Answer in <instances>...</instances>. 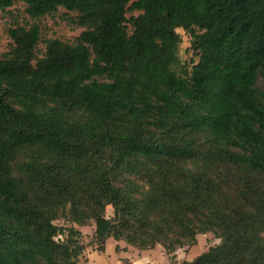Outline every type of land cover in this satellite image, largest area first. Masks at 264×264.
<instances>
[{
  "label": "trees",
  "instance_id": "trees-1",
  "mask_svg": "<svg viewBox=\"0 0 264 264\" xmlns=\"http://www.w3.org/2000/svg\"><path fill=\"white\" fill-rule=\"evenodd\" d=\"M17 2L32 20L76 13L84 31L70 45L8 30L0 264H79L75 226L107 207L101 251L113 239L171 255L212 233L220 244L182 264H264V0H0V12ZM180 29L198 61L178 75Z\"/></svg>",
  "mask_w": 264,
  "mask_h": 264
},
{
  "label": "rangeland",
  "instance_id": "rangeland-1",
  "mask_svg": "<svg viewBox=\"0 0 264 264\" xmlns=\"http://www.w3.org/2000/svg\"><path fill=\"white\" fill-rule=\"evenodd\" d=\"M26 7L17 2L12 8L6 12H0V59L4 54L8 53L12 46L13 41L8 36V30L17 26L29 28L32 25H38L41 29L42 41L57 39L67 44H75L84 29L77 25V14L68 12L64 9H60L57 13L50 16H46L39 20H32L26 14ZM131 15H138L136 13L128 14V18ZM131 33V27H129ZM178 34L182 37V44L178 54L179 64L174 67V71L180 75L183 66L190 69L192 63L197 62L198 59L191 50V39L183 31L178 30ZM43 42L38 46L37 55L42 57L44 52ZM113 218V209L107 207L105 217L98 222H90L84 227L75 226L83 234V243L85 245V251L79 260V264H131L128 256L136 261V264H182L184 261L192 262L200 255L207 252L211 247L220 244V240L212 233L205 235H199L197 237V244L188 247L178 249L174 254L168 255L167 252L161 247L156 246L153 249V253L144 254L138 252L139 250H130V255L127 248L131 247L124 241L116 243L111 241V245L115 244L109 251L108 257L102 256L105 253L101 251L102 245L100 243V237L105 232L110 221ZM55 225L59 227H71L72 225L65 219H60L55 222ZM115 241V240H114ZM117 242V241H116ZM110 245V246H111ZM109 249V248H106ZM142 251V250H141ZM108 252V250H107Z\"/></svg>",
  "mask_w": 264,
  "mask_h": 264
},
{
  "label": "crops",
  "instance_id": "crops-1",
  "mask_svg": "<svg viewBox=\"0 0 264 264\" xmlns=\"http://www.w3.org/2000/svg\"><path fill=\"white\" fill-rule=\"evenodd\" d=\"M111 241H113V242H115V244L116 243H119V242H116V241H114L113 239H109V240H107V242H106V245H105V253L104 254H102V256H106V257H108V255H109V251H110V249L115 245V244H112L111 245ZM111 242V243H110ZM111 245V246H110ZM106 248H109V249H106ZM124 248H127V250H129V254L131 255L132 254V252L130 251V250H136L135 248H133V247H124ZM107 250H108V252H107ZM138 252H147V253H153V252H155V251H153V250H139ZM144 254H146V253H144ZM130 261V263L131 264H136V261L134 260V259H132V257L131 256H128L127 257Z\"/></svg>",
  "mask_w": 264,
  "mask_h": 264
}]
</instances>
